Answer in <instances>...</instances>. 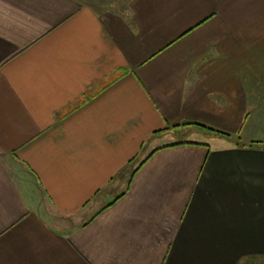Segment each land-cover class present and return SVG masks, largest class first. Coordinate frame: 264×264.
<instances>
[{"label": "crops", "instance_id": "obj_1", "mask_svg": "<svg viewBox=\"0 0 264 264\" xmlns=\"http://www.w3.org/2000/svg\"><path fill=\"white\" fill-rule=\"evenodd\" d=\"M93 2L0 0V264H264V0Z\"/></svg>", "mask_w": 264, "mask_h": 264}, {"label": "rangeland", "instance_id": "obj_2", "mask_svg": "<svg viewBox=\"0 0 264 264\" xmlns=\"http://www.w3.org/2000/svg\"><path fill=\"white\" fill-rule=\"evenodd\" d=\"M97 7L101 9V13H103L106 10L114 9V5H117L118 7L127 8L129 7L130 0H93ZM100 11V10H99ZM188 133H185L184 136L180 135V138H183Z\"/></svg>", "mask_w": 264, "mask_h": 264}]
</instances>
